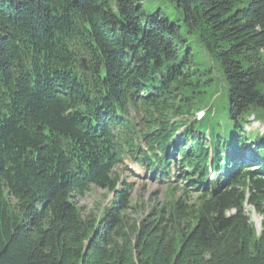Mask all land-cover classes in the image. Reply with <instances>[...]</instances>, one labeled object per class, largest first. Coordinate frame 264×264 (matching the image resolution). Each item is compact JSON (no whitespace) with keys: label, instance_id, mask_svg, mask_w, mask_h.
<instances>
[{"label":"trees","instance_id":"16d2710c","mask_svg":"<svg viewBox=\"0 0 264 264\" xmlns=\"http://www.w3.org/2000/svg\"><path fill=\"white\" fill-rule=\"evenodd\" d=\"M250 117L264 121V0H0V264H264L244 209L264 217ZM141 140L195 202L130 218L115 168ZM93 186L114 193L99 215L77 201Z\"/></svg>","mask_w":264,"mask_h":264},{"label":"rangeland","instance_id":"374dc122","mask_svg":"<svg viewBox=\"0 0 264 264\" xmlns=\"http://www.w3.org/2000/svg\"><path fill=\"white\" fill-rule=\"evenodd\" d=\"M204 60L211 59L208 57ZM223 94V97L227 99L226 93ZM217 108L218 111L215 119L220 124L219 131H223L229 125L227 121L228 107L226 104L225 106L217 104ZM129 118L135 122L137 127L140 126L139 117L132 109L130 110ZM208 119L212 120L210 117ZM249 120L250 123L245 126V130L250 134H256L258 132L264 136V121L253 119V117H250ZM138 149L142 151L145 147L140 143ZM140 155V151L137 152L135 158L127 154L123 161L115 168V171L120 175L122 180L119 188L122 189L125 182L130 190V199L133 206V208L129 210L131 219H135L136 222L142 221L147 213L154 208L160 207L167 199L174 200L184 198L190 204L197 200L199 196L198 191H190L187 197H184V193L181 189L182 184L178 179H174L173 176L169 178L159 176L157 172L150 170V167L146 165V163L139 161ZM171 156L178 159L177 153H173ZM170 185H175L177 188H175L173 192H170L168 190ZM113 195V192H109L98 186H93L91 191L79 197L77 201L79 207H81L85 214L93 212L99 215L102 213V209L108 206L113 200ZM244 209L258 234L264 222V217L258 214L256 210L248 204L245 205Z\"/></svg>","mask_w":264,"mask_h":264},{"label":"water","instance_id":"95a60500","mask_svg":"<svg viewBox=\"0 0 264 264\" xmlns=\"http://www.w3.org/2000/svg\"><path fill=\"white\" fill-rule=\"evenodd\" d=\"M82 64H84V59L82 60ZM38 130L42 131L43 129L41 127H39Z\"/></svg>","mask_w":264,"mask_h":264}]
</instances>
